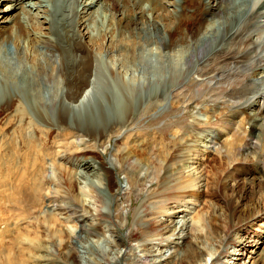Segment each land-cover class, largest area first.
Returning <instances> with one entry per match:
<instances>
[{
    "label": "rangeland",
    "instance_id": "rangeland-1",
    "mask_svg": "<svg viewBox=\"0 0 264 264\" xmlns=\"http://www.w3.org/2000/svg\"><path fill=\"white\" fill-rule=\"evenodd\" d=\"M5 1L9 2L0 8L9 10L12 1ZM29 1L20 5L16 2L11 17L24 12L25 2ZM39 1L31 2L40 7ZM51 2L46 0L48 11ZM164 4L173 14V28L179 11L175 13L171 4ZM27 7L25 10L42 24L41 29L39 25L34 27L35 23L32 25L25 16V27L34 36L48 33L49 23L45 24L44 19L47 11L40 7L34 12ZM91 7L79 9L76 31L83 34V42L89 43L91 38L101 42L106 30L107 37L111 35V27H107L109 4ZM149 8L145 3L144 9ZM108 42L106 38L101 43L105 51ZM93 50L94 63L100 67L104 81L101 78L102 84L81 106V126L75 125L74 117L70 121L62 116L64 93L58 83L43 87L38 99L19 94L13 82L25 106L17 116L16 104L9 105L5 97L7 79L0 71V264H161L173 253H183L186 244L178 237L191 236L195 240L194 235H204L199 247L200 252L204 251L203 264H264V161L259 166L241 163L242 152L237 151L232 156L236 163L220 162L215 154L218 146L214 143L219 141L216 131L212 143L202 140L201 145L192 147L197 146L199 135L191 130V124L206 122L205 107L214 103H207L205 98L192 103L196 86L191 87L193 94L187 93L188 98L180 95L181 61L174 57L177 51L164 55L165 66H160L158 51L142 53L153 68L144 69L138 61L137 67L130 63L133 68L127 71L117 61L119 57ZM26 52L31 59L35 56ZM15 55L14 43L1 45L0 62H5V74L12 81L23 69H31L27 58ZM88 64L78 68L79 76L69 71L73 93L83 88ZM113 70L117 77L126 74L127 87L120 86L111 74ZM146 77L149 81L145 85L131 88L135 79L145 82ZM53 94L57 95L52 100ZM237 107L231 115L241 116L240 128L246 135L242 143L247 144L251 123H242L243 110ZM254 109L258 111L259 106ZM253 111L248 114L253 115ZM101 112L106 115V126L93 124ZM231 117L224 115L216 129L230 131L227 123L235 118ZM200 149L203 153L195 151ZM196 155H201L199 162ZM87 158L97 161L91 162L97 171L89 172L88 166H83ZM188 166L199 167L202 182L199 184L194 175L193 186L187 188L184 179L195 172H189L193 169ZM167 168L175 169L170 179ZM107 171L112 175L106 176ZM188 207L191 212L185 209ZM177 209L186 211L166 218ZM250 240L258 244L252 247ZM167 241L175 243L164 248L163 256H154L152 250ZM245 242L247 246L242 248ZM145 246V253L141 252Z\"/></svg>",
    "mask_w": 264,
    "mask_h": 264
},
{
    "label": "bare ground",
    "instance_id": "bare-ground-1",
    "mask_svg": "<svg viewBox=\"0 0 264 264\" xmlns=\"http://www.w3.org/2000/svg\"><path fill=\"white\" fill-rule=\"evenodd\" d=\"M4 1L0 0V7L3 3L7 4L9 2ZM11 1L12 4L9 10L0 8V48L5 43H14L17 58H27L31 64L30 70L23 69L20 75L13 76L12 81L8 74H5L6 69L3 67L5 62H0V71L3 77L7 79L4 83L7 86L3 87L7 88L5 97L9 105L16 104L15 112L17 116L22 114L25 108L20 95L16 93L17 90L19 94H24L26 97H32L33 95V97L39 99L40 90L43 87L58 83L61 93H64V96L61 95V101L65 102L63 105L65 109L63 115H61L70 121L74 117L75 125L81 126V106L96 87L102 84L101 78L103 75L99 70L100 67L94 63V48L104 52L107 57L111 55H113L111 57H119L117 61H120L123 70L127 71L133 68L131 67L133 63V66L137 67L136 62L138 61L139 66L144 69L153 68L152 62L146 59L145 54L142 53L147 52L151 55L154 51H158L161 61L159 62L160 66H165V64L162 65L164 55L177 51L174 57L180 58L181 61V65L178 66L180 95L183 98L186 96L188 98L187 93L193 94L191 87L196 86V89H194L197 95L191 98L192 103L197 98H205L207 103H214L205 107L208 109L205 111L208 114L206 122L196 121L191 124V130L199 135L197 146L192 144V147L196 148L201 145L202 140L212 143V136L216 131L215 137L219 135L217 139L219 141L213 143L218 146L215 154L218 155L220 162L236 163L232 160V156L235 152L241 151V163L258 164V166L263 164L260 161H264V103H260L264 101V0H173L172 2L168 0H49L54 1V3L51 2L52 9L49 11L50 4L48 6L46 0H40V7L45 12L47 11L44 18L45 24L49 23V25L47 28L48 33L41 35L42 33L39 32L37 36L32 35V31L25 27V16H28L29 21H32V25L35 23L34 27L39 25V29H41L42 22L25 9L28 6L30 9H34V12L38 11L40 9L36 6L38 4L32 3V0L25 2L24 12L18 13L16 17H11L12 12H15L18 6L16 2L20 5L23 4L24 0ZM44 3L46 4L44 5ZM145 3L150 5L149 9H144ZM164 3L171 4L175 9V13L179 11V15H176L175 22H173V28L170 26V22H172L170 15L173 16V14L167 12V5L165 6ZM103 4H109L108 11L110 14L107 27H111L110 37H107L109 33L107 34L106 30L102 38L103 41L106 38L109 39L110 46L106 51L104 44H101L103 41L100 42L98 39L91 38L89 43L83 42V34L81 33V37L79 31H76L79 9L91 6V8H96ZM70 8H72V13L69 12ZM49 12L50 17L48 18ZM216 19H218L217 22ZM211 21L212 23H210ZM209 24H211L210 27H208ZM34 31L36 30L34 29ZM25 43L27 44L26 49L30 52L29 55L33 54L34 56L35 54L32 59L28 57L27 52L25 53ZM184 49L186 51H183ZM32 50H34V53H31ZM4 54L6 56L8 54L6 48ZM85 62L89 63V67L87 74L85 73V77H83V88L73 93L74 86H71L70 78L72 76L69 75V71H73L72 74L76 73V76H79L80 73H77V70ZM135 71H137L136 68ZM125 72L123 71V73ZM111 74L118 78L121 87L129 85L127 80L124 79L126 74L121 76V73L117 77L114 70ZM146 78L145 82L140 81L141 79L138 78L135 79L131 88L145 85L149 81V77ZM1 82H4V78ZM13 82L18 88L17 90L16 87H12ZM66 87L68 89H65ZM133 92L134 90H131V93ZM71 93L72 96H70ZM56 95L53 94L51 99H55ZM41 102L42 98H40L38 104H41ZM217 104L218 109L215 108ZM235 106H238L237 109L243 110L242 123L245 120L251 123V129L247 135V144L242 143L243 136L246 135L240 128L241 116L238 113L231 115ZM256 106H259L258 111L254 109ZM219 107L222 110L225 109V112H219ZM249 110H254V114H248ZM224 115L232 116L231 118L235 117L233 121L229 120L227 123L231 128L230 131L216 129L217 125L222 122ZM104 116L106 115L101 112L98 120L94 121L92 118L90 122L94 121V125L98 123L106 126L107 118ZM102 130L104 129L102 128ZM203 146L205 149H209L208 145ZM195 151L200 153L202 150ZM199 156L201 155L195 157L197 162L201 160ZM86 162L83 166H88L86 169L89 172L97 171L94 164H91V162L97 161L87 158ZM192 163L194 164V161ZM164 168L163 170H165ZM187 168L193 169L189 172H195L192 177L187 176L184 179L186 187L193 186L194 175H196V179L200 184L202 181L201 177L198 176L200 175L199 167L188 166ZM167 170L166 176L167 179H170L175 169L167 168ZM107 172L106 176L112 175L110 171ZM77 182L78 184L82 183L80 179ZM180 183H183V181H180ZM181 207L177 208L181 209ZM178 209L176 213L167 214L166 218L178 216L179 213H184L185 209L188 211L189 207L183 210ZM203 236L194 235L195 240L191 236L178 237L183 239L186 244L183 253H173L161 264H183V262L184 264H203L204 251L203 253L199 251ZM188 238L190 240H187ZM172 243L175 242L167 241L159 249L152 250V254L157 257L163 256L164 248L171 246ZM248 243L252 247L258 244L251 240ZM252 243L255 245H252ZM115 245L117 247L121 246L119 243ZM246 246V242L242 243V248ZM147 248L145 246L141 252L146 251Z\"/></svg>",
    "mask_w": 264,
    "mask_h": 264
}]
</instances>
